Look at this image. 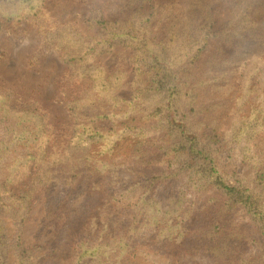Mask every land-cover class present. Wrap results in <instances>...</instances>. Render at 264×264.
Masks as SVG:
<instances>
[{"label":"trees","instance_id":"16d2710c","mask_svg":"<svg viewBox=\"0 0 264 264\" xmlns=\"http://www.w3.org/2000/svg\"><path fill=\"white\" fill-rule=\"evenodd\" d=\"M46 1L0 0V17L29 21L84 87L66 140L0 87V264H264V0H223L219 29L216 0H128L113 19L82 0L86 31ZM213 38L234 56L199 63ZM118 45L106 72L96 58ZM40 191L48 212L65 205L67 252L21 239Z\"/></svg>","mask_w":264,"mask_h":264},{"label":"rangeland","instance_id":"374dc122","mask_svg":"<svg viewBox=\"0 0 264 264\" xmlns=\"http://www.w3.org/2000/svg\"><path fill=\"white\" fill-rule=\"evenodd\" d=\"M128 0H88L94 7L104 9L106 18H117L128 11ZM215 28H221L229 19L230 6L223 0L213 4ZM45 7L57 23L71 22L83 31L87 30L83 16L88 15L89 8L82 0H47ZM3 24L0 27V87L10 89L14 93L13 103L22 106L29 101H38L39 107L47 112L48 122L59 133L58 137L66 140L73 132L74 117L66 106V101L72 94L81 90L84 85H76L69 76L68 65L60 57V52L53 45L42 41L38 30L29 21L14 22L0 17ZM94 30H90L92 33ZM157 35H162L157 31ZM129 55L128 48L116 46L112 51L98 56V63L106 72L113 66L124 61ZM218 55L234 56V48L217 38L211 39L201 51L198 62L205 63L209 58ZM127 72L123 86L116 93L129 97L132 88L130 81L132 72L125 63ZM85 83V81H84ZM85 143V142H84ZM158 152V151H157ZM154 153V152H153ZM28 177L19 183H26ZM66 218L65 205L48 212L44 191L38 192L31 204L29 214L21 226V239L32 248L41 245L37 252L45 253L61 248L60 230ZM12 231L13 227L7 224ZM59 245H61L59 247ZM11 261L13 256L10 257Z\"/></svg>","mask_w":264,"mask_h":264}]
</instances>
